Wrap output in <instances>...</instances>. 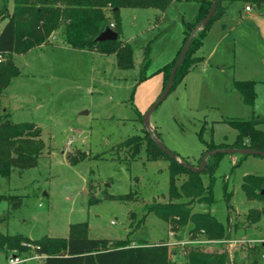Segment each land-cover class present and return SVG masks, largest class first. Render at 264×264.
Here are the masks:
<instances>
[{"label":"rangeland","instance_id":"374dc122","mask_svg":"<svg viewBox=\"0 0 264 264\" xmlns=\"http://www.w3.org/2000/svg\"><path fill=\"white\" fill-rule=\"evenodd\" d=\"M197 5V0H177L164 16L154 9L122 8L121 40L134 47L132 70L118 69L113 55L74 51L60 44L13 56L20 74L5 88L1 107L13 123H35L44 148L35 168L14 169L8 178L0 177V233L29 240L66 238L70 225L86 223L92 239L127 240L132 245L165 242L174 250L188 242L189 227L174 234L167 223L145 210L147 205L168 202L169 162L148 161L144 145L131 160L119 146L141 135V118L162 92L163 76L157 71L171 62L181 45L180 17L189 19ZM246 6H229L219 28L210 33L217 32L214 37L221 41L216 47L204 45L205 38L197 52L204 62L190 70L150 115L161 144L191 164L204 151L203 141L215 145L234 141L237 132L224 119L259 118L263 122L257 128L264 132V5L249 15ZM12 8L13 0H0V14L11 13ZM5 23L0 17V32ZM61 32L62 28L54 41H61ZM147 43L149 77L139 82ZM233 81L254 82L252 109L232 88ZM215 161L213 204L208 209L193 203L192 210L208 209L228 239L239 242L229 249L230 258L236 256L244 264L246 253L239 245L264 240V215L255 222L247 218L260 211L262 202L247 200L241 184L247 175L264 177V158L221 154ZM202 181L205 186L209 179L204 176ZM196 241H205L203 233L196 234ZM170 264L183 260L172 256ZM258 264L264 261L259 259Z\"/></svg>","mask_w":264,"mask_h":264},{"label":"trees","instance_id":"16d2710c","mask_svg":"<svg viewBox=\"0 0 264 264\" xmlns=\"http://www.w3.org/2000/svg\"><path fill=\"white\" fill-rule=\"evenodd\" d=\"M174 1L177 0H13L11 13L7 14L4 10L0 14L1 18L6 19L0 32V177L8 178L14 169L22 172L35 168L44 148L38 139L40 130L34 123H13L9 113L1 107L5 88L11 79L20 74V70L13 62V56L25 54L47 44L51 35L62 28L61 42L69 49L98 55H113L118 69L132 70L134 47L121 40L120 10L154 9L163 13ZM197 2L198 8L193 19L182 22L183 37L176 56L157 71L163 76L162 91L181 49L207 14L212 0ZM233 3H245L249 7L259 8L264 5V0H218L208 23L189 39L188 49L175 72L170 92L182 83L190 70L203 62V57L197 55L198 50L203 45L211 26L227 14V6ZM107 28L117 34V39L96 41V37ZM150 50V43H147L142 50L141 63L138 67L139 82L149 77L145 71L150 63ZM232 88L240 93L243 104L252 109L256 99L254 82L233 81ZM222 121L237 132L234 141L229 145L223 143L215 145L203 141L204 151L196 163L191 164L188 159L181 158L183 162L198 167L203 155L220 149L249 148L264 152V134L257 128L260 121L256 118L251 120L229 118ZM142 145L145 146L148 161L169 162V200L165 204L147 205L145 210L167 223L169 230L174 234L189 227L188 242L175 249L177 251L165 242L132 245L127 240L92 239L88 236L86 223H75L70 225L66 238L43 237L39 240H29L18 235L0 233V252L8 255L9 252L17 251L18 254L25 255L27 251L21 244L24 241H31L39 246L37 251L39 254L47 255L44 264H170L172 256L181 257L183 264H239L236 256L230 258L228 250L222 243L228 239V232L208 211L213 204V174L217 166L215 159L221 153L211 154L206 159L202 172L195 173L163 153L145 129H142L141 135L127 138L119 147L125 148L133 160L138 156ZM241 156L244 158V155ZM204 176L209 179L205 186L202 181ZM181 177L186 179L178 184ZM241 189L247 200L262 202L258 213L247 216L250 222H255L264 215V177L245 176ZM126 197L111 198L119 200ZM193 203L204 205L208 209L193 211ZM197 233H203L204 242L196 241ZM239 246L243 247L246 253L244 264L259 263V254L264 252V244L257 243L249 247L244 243Z\"/></svg>","mask_w":264,"mask_h":264},{"label":"water","instance_id":"95a60500","mask_svg":"<svg viewBox=\"0 0 264 264\" xmlns=\"http://www.w3.org/2000/svg\"><path fill=\"white\" fill-rule=\"evenodd\" d=\"M218 3V0H212L211 6L207 12V14L205 15V17L202 19V21L195 27L194 31L190 34L188 40L186 41V43L184 44L183 48L181 49L172 69L170 72V76L169 79L163 89V91L161 92V94L159 95L158 99L149 107V109H147V111L143 114L141 121L142 124L144 126V129L147 131L149 137L155 142V144L158 146V148L165 153L166 155H168L170 158L176 160L178 163H180L184 168L195 172V173H200L202 172L203 168L206 165V159L214 153H221V154H227V155H244V156H258L261 158H264V152H260V151H256L253 149H249V148H245V149H220V150H214L211 152L206 153L205 155L202 156L200 164L198 167H193L190 166L188 164H186L185 162L182 161V159H180L178 156H176L174 153L168 151L159 141V139L156 137L155 135V131L153 129V127L150 124V115L151 113L156 109V107L165 99V97L169 94L171 88H172V84H173V78L175 75V72L178 68V66L180 65L187 49L189 46V39L195 34V32L199 29H201L202 27H204L208 21L210 20L211 16L214 13L215 7ZM117 39V34L112 31L111 29H105L104 31H102L97 37H96V41H114ZM263 193V192H262Z\"/></svg>","mask_w":264,"mask_h":264},{"label":"built area","instance_id":"2783aa9c","mask_svg":"<svg viewBox=\"0 0 264 264\" xmlns=\"http://www.w3.org/2000/svg\"><path fill=\"white\" fill-rule=\"evenodd\" d=\"M245 10L249 11L250 7L246 6ZM112 26L113 25H110V27ZM222 243L225 245V248L229 252L230 251L229 249H233L234 246H237L239 242L231 239H226L222 241ZM244 243L247 246L251 247L252 245H255L257 243L264 244V240H249V241H244ZM21 247L27 251L25 255H20L17 253V251H12L6 257V259L0 264H44L47 255L39 254L37 252L39 250V246L33 244L31 241H24L22 242ZM259 259L264 261V252L259 254Z\"/></svg>","mask_w":264,"mask_h":264},{"label":"crops","instance_id":"0c3cea01","mask_svg":"<svg viewBox=\"0 0 264 264\" xmlns=\"http://www.w3.org/2000/svg\"><path fill=\"white\" fill-rule=\"evenodd\" d=\"M198 1V0H197ZM174 3V2H173ZM172 3V4H173ZM171 4V5H172ZM231 5V4H230ZM230 5H228L227 6V14H228V9H229V6ZM170 7V6H169ZM263 6H261V7H259L258 9H260V8H262ZM197 8H198V5H197ZM254 7H250V10L249 11H246L245 10V7H244V11L246 12V14L247 15H249V13L252 11V9H253ZM168 9V8H167ZM167 9L163 12V13H159L158 11H156V13L157 14H159V15H161V16H164V13L167 11ZM196 11H197V9H196ZM196 11L191 15V17L189 18V19H185V18H183L182 16L180 17L181 18V22H189V21H191L192 19H193V17H194V15L196 14ZM227 14L223 17V18H221L219 21H217V22H215L212 26H211V28H210V30L208 31V33H207V36H206V41L204 42V45H205V43H210V44H214V46L216 47L217 45H218V43L221 41V39L220 38H215L214 36H217V32L216 33H214V35L212 34H210L211 32H212V30H213V32H214V30H217L216 28H219V25H220V22H223V19L227 16ZM157 16V15H156ZM162 20V19H161ZM56 33H57V31L56 32H54L52 35H51V37H50V39H49V41L47 42V44H45V45H41V46H39V47H37L36 49H43V48H46V47H48V46H57V45H61V46H63V47H66L61 41H58L57 42V40L56 41H54V39L55 38H57V36H56ZM221 35H224L223 33L221 34ZM60 42V43H59ZM127 42L129 43V41L127 40ZM66 48H68V47H66ZM179 48H180V46L177 48V50H176V52H175V56H176V53H177V51L179 50ZM90 53H92V52H90ZM92 54H96V53H92ZM173 55V58L170 60V61H172L173 59H174V56ZM203 62H204V60H203ZM202 62V63H203ZM169 63V62H168ZM256 88V87H255ZM255 103V102H254ZM4 109V108H3ZM5 110V109H4ZM8 113V112H7ZM253 119V118H252ZM257 120L258 121H260L259 122V124L260 123H262L263 122V120H260L259 118H257ZM35 124V123H34ZM258 124V125H259ZM263 132V131H262ZM263 134H264V132H263ZM232 156V155H231ZM2 255H3V260H5L6 259V257L9 255V253H8V255H5V254H3L2 252H0Z\"/></svg>","mask_w":264,"mask_h":264}]
</instances>
